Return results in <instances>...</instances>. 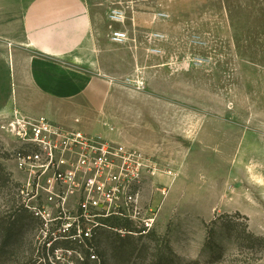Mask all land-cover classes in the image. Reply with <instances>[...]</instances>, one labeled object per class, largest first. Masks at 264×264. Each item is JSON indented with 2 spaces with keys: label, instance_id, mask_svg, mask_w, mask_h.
Instances as JSON below:
<instances>
[{
  "label": "rangeland",
  "instance_id": "1",
  "mask_svg": "<svg viewBox=\"0 0 264 264\" xmlns=\"http://www.w3.org/2000/svg\"><path fill=\"white\" fill-rule=\"evenodd\" d=\"M80 2L90 17L84 46L43 57L42 86L33 72L18 97L2 61L0 101L9 95L30 116L158 162L161 191L149 184L145 194L148 201L157 193L155 228L100 231L91 264H264V243L251 238L264 239V192L246 194L244 172L263 184L264 0H125L123 26L110 23L103 0ZM115 29L129 32L125 43L112 41ZM3 45L15 47L9 38ZM23 148L0 128V164L12 178L0 189V264H82V247L57 249L54 258L40 220L17 221L15 206L35 203L22 194L28 178L13 158Z\"/></svg>",
  "mask_w": 264,
  "mask_h": 264
},
{
  "label": "built area",
  "instance_id": "2",
  "mask_svg": "<svg viewBox=\"0 0 264 264\" xmlns=\"http://www.w3.org/2000/svg\"><path fill=\"white\" fill-rule=\"evenodd\" d=\"M103 1L110 23L123 26L128 16L125 0ZM156 17L166 19L168 15L159 12ZM128 37L125 29L111 33L117 44ZM4 120L1 130L24 146L13 158L28 178L22 194H32L35 201L27 208L42 220L44 230L54 231L47 239L49 247L91 240L97 229L106 227L104 219L130 221L140 235L155 228L160 212L155 206L157 193L152 200L145 197L149 184L161 191L155 184L160 171L155 158L81 130H69L45 116L26 115L17 108ZM91 257L98 260L96 255Z\"/></svg>",
  "mask_w": 264,
  "mask_h": 264
},
{
  "label": "crops",
  "instance_id": "3",
  "mask_svg": "<svg viewBox=\"0 0 264 264\" xmlns=\"http://www.w3.org/2000/svg\"><path fill=\"white\" fill-rule=\"evenodd\" d=\"M89 29L90 17L80 0H11V3L0 0V71L3 61L5 85L8 82L14 84L16 96L17 93L22 94L25 81L29 78L30 84L33 83V72L40 74L37 79L41 80L42 71L48 66L43 57L61 58L78 51L84 46ZM7 34L9 37H5ZM3 38H9L15 45L14 49L2 46ZM34 54L41 57H34ZM37 85L42 86V80H37ZM14 108L26 114L15 103L12 104L11 96L4 97L0 101V117L9 116ZM244 172L252 183L247 184L246 194H256L257 188L264 192V182H256L253 171ZM233 187L235 193L240 194V189ZM219 188L220 185L217 186Z\"/></svg>",
  "mask_w": 264,
  "mask_h": 264
},
{
  "label": "trees",
  "instance_id": "4",
  "mask_svg": "<svg viewBox=\"0 0 264 264\" xmlns=\"http://www.w3.org/2000/svg\"><path fill=\"white\" fill-rule=\"evenodd\" d=\"M8 183H12V178L11 175L7 173L6 168L0 164V189L4 188ZM15 213H19L21 214L19 217V220L17 221H26V220H35V221H39L40 220V225L42 227L43 230V223L42 220L39 217H36L35 214L33 212H31L28 208H26L24 205L18 207L16 209L15 206ZM24 214V216H23ZM17 222L11 223V224H7V228H6V234L7 236H14L15 235V230H16V224ZM102 223L104 224V226L106 227H101L99 229L96 230V235L100 232V231H121L126 233L127 235H131L133 233H135V229L133 226V223L127 220H123L121 218H111V219H104L102 220ZM135 230V231H134ZM52 234V231H49L48 233V238H51L50 235ZM95 235V236H96ZM251 238L257 240V241H261L264 243V239L258 236H255L254 234L251 236ZM49 241H47L48 243ZM94 242H96V238H92L91 240L86 239V241L82 244H72L69 242H63V243H56L52 246H50V248H48L49 254L51 253L53 256L55 254V250L57 249H61L63 247H67L71 250H74V247H82L81 253L83 255H85V259L82 261V264H91V256L92 255H96L94 254V250H93V244ZM47 248V247H46ZM50 256V255H49ZM55 258V256H54ZM161 261V260H160ZM95 262V261H94ZM59 263V262H57ZM40 264H43V262H40Z\"/></svg>",
  "mask_w": 264,
  "mask_h": 264
}]
</instances>
